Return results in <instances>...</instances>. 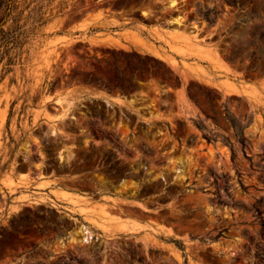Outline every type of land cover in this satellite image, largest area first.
I'll list each match as a JSON object with an SVG mask.
<instances>
[{
    "label": "rangeland",
    "instance_id": "rangeland-1",
    "mask_svg": "<svg viewBox=\"0 0 264 264\" xmlns=\"http://www.w3.org/2000/svg\"><path fill=\"white\" fill-rule=\"evenodd\" d=\"M0 18V264H264V0Z\"/></svg>",
    "mask_w": 264,
    "mask_h": 264
},
{
    "label": "trees",
    "instance_id": "trees-1",
    "mask_svg": "<svg viewBox=\"0 0 264 264\" xmlns=\"http://www.w3.org/2000/svg\"><path fill=\"white\" fill-rule=\"evenodd\" d=\"M8 0H0V8L4 5V3ZM2 18H0V24H1ZM240 53L238 52H232L231 54L228 55L229 59L231 60H237L240 57ZM263 55V54H262ZM228 117L232 121V124L234 125L236 129V136L238 137V140L242 143V145L245 147L248 144V139L247 136L245 135L244 132V125L241 121H239L236 117L228 114ZM209 140L214 139L215 137L208 135L207 136ZM232 146L233 143L226 137L225 138Z\"/></svg>",
    "mask_w": 264,
    "mask_h": 264
},
{
    "label": "bare ground",
    "instance_id": "bare-ground-1",
    "mask_svg": "<svg viewBox=\"0 0 264 264\" xmlns=\"http://www.w3.org/2000/svg\"><path fill=\"white\" fill-rule=\"evenodd\" d=\"M176 3H177V0H172V5H176ZM137 38V40L139 41V42H141V43H143V44H145V45H147V46H150L151 45V43H149L148 41H145L144 39H142V38H139V37H136Z\"/></svg>",
    "mask_w": 264,
    "mask_h": 264
},
{
    "label": "crops",
    "instance_id": "crops-1",
    "mask_svg": "<svg viewBox=\"0 0 264 264\" xmlns=\"http://www.w3.org/2000/svg\"><path fill=\"white\" fill-rule=\"evenodd\" d=\"M97 23L96 19H92V24L91 25H95Z\"/></svg>",
    "mask_w": 264,
    "mask_h": 264
}]
</instances>
